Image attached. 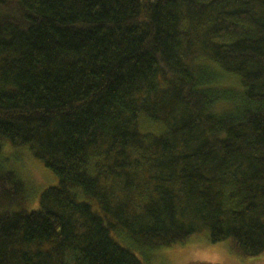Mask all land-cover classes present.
Instances as JSON below:
<instances>
[{
	"label": "trees",
	"instance_id": "16d2710c",
	"mask_svg": "<svg viewBox=\"0 0 264 264\" xmlns=\"http://www.w3.org/2000/svg\"><path fill=\"white\" fill-rule=\"evenodd\" d=\"M57 180L24 209L2 155ZM264 256V0H0V264Z\"/></svg>",
	"mask_w": 264,
	"mask_h": 264
},
{
	"label": "rangeland",
	"instance_id": "374dc122",
	"mask_svg": "<svg viewBox=\"0 0 264 264\" xmlns=\"http://www.w3.org/2000/svg\"><path fill=\"white\" fill-rule=\"evenodd\" d=\"M2 153L24 183L26 190L21 207L36 209L41 193L57 185L56 178L24 147H13L5 143ZM136 254L144 264H264V256L259 259H243L236 256L227 243L211 245L203 237L195 238L183 246L149 252L145 258V255Z\"/></svg>",
	"mask_w": 264,
	"mask_h": 264
}]
</instances>
